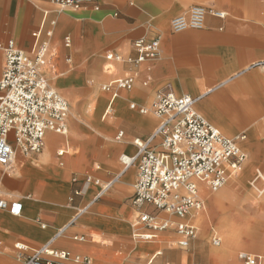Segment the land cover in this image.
Wrapping results in <instances>:
<instances>
[{
  "label": "crops",
  "instance_id": "obj_1",
  "mask_svg": "<svg viewBox=\"0 0 264 264\" xmlns=\"http://www.w3.org/2000/svg\"><path fill=\"white\" fill-rule=\"evenodd\" d=\"M193 4L207 7L203 26L172 32L170 20ZM210 8L225 16L213 15ZM44 10L56 23L43 73L68 102L67 133L47 131L40 153L17 154L13 168L5 173L0 167V190L22 203L18 216L0 209V264H20L16 242L29 248L46 244L77 208L90 201L88 210L52 247L88 256L91 264H242L241 252L262 256L264 264V199L248 196L255 171L264 174V0H89L78 9L59 12L51 0H0V43L12 40L28 51ZM156 37L160 51L155 59L135 65L106 58L107 53L134 57V40ZM2 65L0 51V76ZM127 76L134 77L133 86L115 97L98 88L101 80ZM164 91L195 98V110L222 135L237 139L246 153L242 171L231 175L215 194L198 183L204 206L187 218L197 234L209 235L210 243L213 234L220 238L219 245L211 243L215 247L196 235L192 247L184 251L172 227L153 231L142 225L146 231L140 233H154L144 240L137 237V219L135 224L116 220L117 214L128 219L143 210L178 221L152 205L136 207L131 202L137 161L123 168L119 160L122 154L134 156V140H146L160 122L154 114H142L130 105L149 106ZM116 132L122 135L113 137ZM159 140L154 139L153 148H159ZM86 175L119 178L92 202L98 186L85 184ZM235 175L241 195L231 180ZM73 177L78 180L73 182ZM79 189L81 194L70 200ZM170 232L177 247L162 246ZM158 233L161 239H154ZM72 235L85 240L73 241ZM237 245L252 252L235 253Z\"/></svg>",
  "mask_w": 264,
  "mask_h": 264
},
{
  "label": "built area",
  "instance_id": "obj_2",
  "mask_svg": "<svg viewBox=\"0 0 264 264\" xmlns=\"http://www.w3.org/2000/svg\"><path fill=\"white\" fill-rule=\"evenodd\" d=\"M84 1L89 0H51L55 12L65 9H78ZM98 7V6H96ZM217 17L225 13L217 9H209ZM207 7L193 4L183 13L170 20V30L179 32L185 29H199ZM50 12L43 11L39 27L32 32V43L28 51L18 47L12 40L0 43L3 53V65L0 76V167L2 173L13 168L17 154L28 156L38 154L44 148V137L47 131L59 134L67 133V115L69 105L66 99L49 84L43 73L46 55L49 49L48 39L52 35V27L56 20L49 18ZM117 15V14H115ZM49 25L47 27L46 25ZM65 46L70 45V38H64ZM136 53L134 57H122L119 54L107 53L106 58L119 62L126 61L139 64L148 59H155L160 51L158 37L152 39L138 38L132 43ZM134 77H119L102 85V89L110 91L115 97L119 90H128L133 86ZM195 98L190 95H175L172 91L158 92L149 106L137 107L142 114L152 113L160 119L157 127L144 141L135 139L137 153L128 159L120 156L123 168L137 161V177L133 185L132 203L136 207L144 204L152 205L156 211L164 212L178 218L158 217L156 214L139 210L137 221L153 231L173 228L179 236L177 245L187 248L191 239L197 235V228L187 218L192 211L203 205L198 196V183L203 182L212 192L218 191L236 174L246 160V153L238 146V140L228 138L210 124L194 108ZM119 132L116 138H119ZM159 137V148L151 143ZM243 138L238 137V139ZM62 155V151L58 152ZM114 175L106 180L86 175L85 184L93 183L98 191L92 199H100L118 180ZM255 177L253 181L257 180ZM77 177L72 181L76 182ZM264 188L259 190L262 193ZM81 190H74V196ZM91 202V201H90ZM90 202L77 208L76 214L68 224L58 229L44 245L29 248L23 242H16L20 264H91L88 256L74 254L68 250L56 249L52 243L63 236L76 218L85 213ZM0 209L18 216L22 211L19 200L8 199L0 190ZM137 237L149 240L153 232L140 233ZM73 241H84L83 235L70 236ZM211 243L220 244V238L213 234ZM242 264H261L260 255L239 253Z\"/></svg>",
  "mask_w": 264,
  "mask_h": 264
},
{
  "label": "rangeland",
  "instance_id": "obj_3",
  "mask_svg": "<svg viewBox=\"0 0 264 264\" xmlns=\"http://www.w3.org/2000/svg\"><path fill=\"white\" fill-rule=\"evenodd\" d=\"M122 57H125V56H123V55H121ZM109 80V78H106V79H104V80H101L99 83H98V88H99V90H101L102 92H104V90H102V85L106 82V81H108ZM69 114H70V107H69V111H68V116H69ZM106 120H109V117H107L106 118ZM118 132V131H117ZM115 133L114 135H113V137L116 135V134H118V133ZM123 155V154H122ZM121 156V155H120ZM121 163V162H120ZM246 165V163H244L243 165H242V167H241V169L239 170V172H238V174L240 173V171H242V169L244 168V166ZM88 173H90V172H88ZM237 174V175H238ZM237 175H235V176H233L232 177V181H233V184L234 185H238L239 186V194L241 195V183H240V180H239V177L237 176ZM258 176V178H256L257 180H255V181H253L254 180V178L255 177H257ZM260 179H262V180H260ZM249 189H248V196H251V197H253V198H256V199H260V200H263L264 199V190H263V192H262V194H260V195H258V193H259V190H261L262 188H264V174L263 173H261V172H259L258 170H256L255 171V173H254V177L253 178H251V180H250V182H249ZM131 191H132V187H131ZM214 193V192H213ZM215 194V193H214ZM132 200V199H131ZM132 202V201H131ZM128 203H130V201H128ZM120 213V212H119ZM121 213L123 214V210H121ZM117 216V221H121V222H124L125 223V221L127 220V221H129V222H131V221H133V224H135L134 223V221L137 219V217H136V214H135V216H134V213L131 215V216H129V218L128 219H119L118 217H120L119 216V214H117L116 215ZM168 216V215H167ZM124 231V230H123ZM135 231H137V232H145L146 230L142 227V224L141 223H137L136 225H135ZM171 231V230H170ZM124 233H127L126 231H124ZM158 237L157 238H154V239H161L160 238V233H158V235H157ZM130 237V236H129ZM168 240L166 241V243H164L162 246H165V247H177L176 246V242H175V239H176V236L175 235H171V232L168 234ZM201 238H203L205 241H206V243L208 244V245H210V246H212L211 245V243H210V238H209V235H207V234H204L203 235V233H201V231H199V233L197 234V239H201ZM192 241V240H191ZM241 243V242H240ZM239 243V244H240ZM133 243H132V245H131V247H133ZM192 245V243L190 242V245L186 248V249H183L184 251H189V249L192 247L191 246ZM212 247H215V246H212ZM231 247V246H230ZM239 250H246V251H251V250H247V249H244V248H242V247H240V246H238L237 245V247H235V253L237 252V251H239ZM252 252V251H251ZM253 252H258V251H253ZM260 253H262V252H260ZM262 254H264V253H262Z\"/></svg>",
  "mask_w": 264,
  "mask_h": 264
},
{
  "label": "bare ground",
  "instance_id": "obj_4",
  "mask_svg": "<svg viewBox=\"0 0 264 264\" xmlns=\"http://www.w3.org/2000/svg\"><path fill=\"white\" fill-rule=\"evenodd\" d=\"M122 156H124V158H126V159H128L130 156H127V155H122ZM136 162V161H135ZM198 196H199V194H198ZM200 197V196H199ZM200 199L202 200V202H203V205H202V207L200 208V209H202L203 208V206H204V200L200 197ZM200 209H198V210H200ZM198 210H196V211H198Z\"/></svg>",
  "mask_w": 264,
  "mask_h": 264
}]
</instances>
